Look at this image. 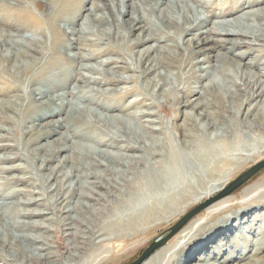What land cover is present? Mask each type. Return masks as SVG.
<instances>
[{
  "label": "bare ground",
  "instance_id": "obj_1",
  "mask_svg": "<svg viewBox=\"0 0 264 264\" xmlns=\"http://www.w3.org/2000/svg\"><path fill=\"white\" fill-rule=\"evenodd\" d=\"M187 1L77 0L83 6L90 4L85 9L75 7V0H0V94L10 98L17 93L13 101L0 102V142L6 140L3 133L12 138L10 129L2 127L3 124L11 122L17 124V128L31 132L37 127L23 124L44 122L49 115L42 113L40 106L52 108L57 104V112L52 111L50 115L63 119L45 123L26 143L31 148L32 164L37 163L39 169L56 162V166L49 167L47 177L35 186L44 199L50 193V200H46L52 208L47 210L51 215L59 213L66 237L62 255L51 252V244L40 234L34 237L25 233L36 228L48 231L47 227L37 224V220H30L33 216L46 215L29 209L37 199H21L18 203L21 206L12 202H8L12 207L0 205V264H101L100 254L88 260L78 256L84 246L92 242L116 243L120 250L129 244L128 247L132 246L127 251L134 252L132 250H137L142 241L171 224L193 205L219 193L245 162L255 164L264 157L263 140L256 144V149H247L246 155L237 154L236 160L229 148L232 146L236 152V144L226 142L228 137H260L264 129V73L254 74L250 70L251 62L242 69L232 59L235 67L231 66L224 56L228 51L252 48L254 42L264 45L263 10L253 9L260 0H236L235 4L243 5L239 10L228 4V0H189L195 8ZM31 6L44 14L37 16ZM214 8L220 12L212 16L221 21L212 22L204 17L202 11ZM79 9L82 11L77 15ZM198 9L202 10V15ZM8 29L15 30L16 35L7 33ZM22 31H28L31 37H20ZM83 40L93 48H74L73 45ZM161 41L169 44L166 47L150 45ZM137 48L141 50L134 53ZM154 52L163 54L160 59H149ZM207 52L214 53L212 65L208 57L196 60L197 56ZM247 55L248 52H243L238 57L242 59ZM108 56L116 59L110 57L98 62L102 70L75 67L78 63H91ZM263 58L260 54L256 62L261 60L263 64ZM220 62L230 66L231 70L219 67ZM199 64L209 65L193 70ZM156 67L183 70L190 77L187 83L190 86L180 90V96L174 95L175 86L167 93L168 90L163 89L164 79L157 76L158 81L153 86L152 82H146L147 94H139L141 98L132 96L134 100L125 104L130 95L140 93L141 90L136 88L138 80L155 72ZM130 72L134 75L123 76ZM216 75L221 77L220 81L215 79ZM129 84L134 85L133 88L114 89ZM104 87L112 89L102 94L98 89ZM158 91L165 97L166 106L153 102ZM83 104L92 105L105 114L86 111ZM35 106H38L39 114ZM139 108L148 111L137 112ZM155 108L162 113L170 111V120H160ZM88 112L91 122L80 117ZM10 114L17 120L9 117ZM76 116H79L78 120L73 119ZM128 120H133L132 123L148 137L137 134ZM78 121L84 122L80 134L90 133L85 137L86 141L105 150L90 151L84 146L70 145L71 139L65 134L49 141L52 134L65 129L69 122ZM218 130L221 135H214L212 142H222L223 148L218 151L202 149L206 142L204 133ZM3 147L0 145V150ZM76 150L78 154H75ZM3 160L13 162L11 158ZM235 163H241V166L233 169ZM68 164L69 170H65ZM0 169L3 173L14 170ZM222 169H229V172L205 193L197 195L195 191L192 194L187 191L188 178L209 176ZM3 191L0 183V199L4 202L18 195L26 197L23 192H12L11 195ZM263 195L264 192L253 198L254 204L241 206L227 205L230 199L226 197L206 208L205 217L214 220L231 212L239 224H246L256 207L264 205V202H256ZM77 213L89 217L79 224L75 219ZM229 220L235 221L230 215L208 225L201 224L198 219L190 222L168 245L158 248L142 264H182L184 260L189 264H206L200 259L206 249L201 240L203 234L217 229L216 240L222 232L220 224ZM194 228L197 230L191 233ZM200 241L203 246L195 248ZM25 242L31 245V250L28 245L24 246ZM59 242L56 244L61 247ZM105 246L106 243L102 245ZM261 248L262 251L264 244ZM210 250L208 248L207 252ZM223 251L221 247L211 254L219 255ZM257 253L261 256L254 261H240L242 264H264V252L260 249L249 252L252 256ZM224 255H227L226 251Z\"/></svg>",
  "mask_w": 264,
  "mask_h": 264
},
{
  "label": "rangeland",
  "instance_id": "obj_2",
  "mask_svg": "<svg viewBox=\"0 0 264 264\" xmlns=\"http://www.w3.org/2000/svg\"><path fill=\"white\" fill-rule=\"evenodd\" d=\"M34 1H38L39 2V0H34ZM254 1H257V0H254ZM187 2H188L189 6H191L192 8H195V6L193 5L192 2H190L189 0ZM227 3L228 4L229 3L232 4V6H236V8L238 10L243 8L242 4H239V3L235 4L236 0H228ZM74 5H75V7L78 5V6L82 7V8L85 7V9H86L90 4L83 6L82 4L77 3V0H75V4ZM31 9L34 12V14H36L37 16L41 17L44 14V13L38 11L37 9L33 8V6H31ZM253 9H262L263 10V14H264V0H260V3L257 6H254ZM81 11H82V9L77 10L76 14L78 15ZM198 11L201 13V15L203 14L202 12H204V14H203L204 17L210 18V21H212V22L221 21V20H219L217 18H214L212 16L213 14L216 15V16L219 14L220 10L218 8L211 9L210 11H202L201 9L200 10L198 9ZM80 23H81V21H80ZM7 33H9L11 35H16V31L13 30V29H8ZM19 35H20V37H31V35H30V33L28 31L27 32L26 31H22ZM132 38H134V36L131 37V39ZM163 41H161V43L152 42V43H150V45H152L154 47H156V46L158 47L159 45L163 46V47H166V45H168L169 42L165 41L163 43ZM111 44L114 45V43H111ZM254 44H255L254 47L249 48V49H245V48H241L239 50L235 49L233 51H228L226 53H225V50H220L219 52L223 53V54L225 53L224 56L227 57L230 60L229 61L227 59V62H229L230 65L234 66V67H235V63H233L231 61L232 59H234L236 61V64H240L242 69L244 68L243 65H245L246 63H250L251 62L252 65H251L250 70L254 74L256 73V75H259L260 72L264 73V63L261 64V62H263L261 60H260V62H256V61H257L258 56L260 54L264 55V45L262 43H259V42H256V43L254 42ZM73 46L76 49L93 48V47H90L89 43L85 42L84 40L78 42V44L73 45ZM98 47L99 46H96L95 48H98ZM139 50H141V48L135 49L134 53L138 52ZM173 51L176 52V50H174V49H173ZM243 52H246V53L248 52V55L245 56V57H242V59H240V57H238V56L241 55ZM68 54H70V53H68ZM162 54L163 53H160V52H154V53L149 55V59H152V57L154 58L152 60H155V58H156V60L160 59ZM213 55H214L213 52L212 53H208L207 52L205 55L197 56L196 60H201L204 57H208L209 58L208 59L209 60V64L212 65V63H211L212 59L211 58H212ZM110 57H112L113 59H116L115 56H108L106 58H102V59H99V60L91 62V63H78V64H76L75 67L76 68H81V67L89 66V67H93L95 69H99L100 70L101 68L98 65V62H100L101 60L109 59ZM263 60H264V58H263ZM209 64H199L193 70H196L197 68H205ZM218 66L221 67V68L222 67L223 68L227 67V69L231 70V67L228 66L227 64H225L224 62L218 63ZM106 70H109V69H106ZM182 71L181 70L180 71L179 70H174V69L162 70V69L156 67L155 72L151 73L150 75L144 76V78H142L141 80H138V84H137L136 88L141 90L140 93H138L137 95L136 94L130 95L127 98V100L125 101V104H127V102H129L130 99L132 100V98L134 96H135L134 98H136V97L141 98V96L139 94H142V93L147 94L145 92V87H144L146 82H152V86H153V84H155L158 81L157 76H159V77L164 79V84L165 85H164L163 89L164 90H168L167 93L170 90H172V88L175 86L176 87V91H175L174 95H179L180 96L181 95L180 90H185L186 87L190 86V84L187 85V83L190 81V80H188L190 77H188L186 72H182ZM133 75L134 74H132L130 72V73H127L126 75H123V76L124 77H128V76H133ZM135 76H137V74H135ZM145 77H146V79H145ZM215 79L217 81H220L221 77L219 75H216ZM160 83L161 82L159 81V84ZM204 83H206V81H204L203 84ZM192 85H194V84H192ZM133 86L134 85H132V84L122 85V86L120 85V86L114 87V89L119 91V90H121L122 87L129 89V88H133ZM171 86H173V87H171ZM198 87H199V85H198ZM102 89H105V90L103 91ZM102 89H98V90L102 91V94H106L108 92V90H110L112 88L111 87H107V88L104 87ZM94 90H96V89L94 88ZM43 91L46 92V89L43 90ZM61 93L62 92H59V94H61ZM49 95H50V93L47 94L48 98L50 97ZM51 95H53V94H51ZM16 96H17V93H14L10 98H9V96H4L3 94H0V102L1 101H3V102H11V101L14 100V98ZM107 97H109V95H107ZM134 98H133V100H134ZM149 99L151 100V98H149ZM153 102H156L158 104H163L162 106H166V99H165V97H162L161 91L160 92L158 91L157 98H156V100H153ZM147 103H149V102H147ZM40 107L42 108L41 112L46 114V115H49V117L46 120H44V122L33 121L32 124H27V123L25 124L24 123L23 125L26 126V127H32L33 125H35L37 127V128H33L31 132H29V130H27L25 128H19V127L17 128V124H13L11 122L2 125V127H4L5 129H10L11 134H12V138L10 137V135H6L5 133L2 134V136H5L6 140H4V142H0V145L4 146L3 149L0 150V159H1L0 168H4V169L14 168V170H10L7 173H3L2 169H0V183H2V185L4 187L3 193L11 194L12 192H17V193L18 192H23V193H25L26 197H23V195H18V196H14L13 200H9V201H6V202H4V201H2L0 199V205L4 204V206L12 207L13 205L12 204H8V202H12L13 204H15V203L18 204L19 202H21L24 199H28V198L29 199H37L38 200L37 203L35 205H33V206H30L29 209L30 210H35L36 212L42 211L46 215L45 216L37 215L36 216L37 218H34V216H33V218H31L30 220L31 221L32 220L33 221L37 220V222H38L37 224H39V225L41 224L43 227L44 226L47 227L46 229L48 231L47 232H43L44 229L36 228V229H33V231H26L25 233L27 235L34 236V237H38L39 234H40L41 237L46 238V240L51 244V246H50L51 247V252L60 253V254L64 255V253H63L64 250L63 249L66 246V244L64 243L66 237H65V233H64V227L62 226L63 225L62 219L59 217L60 216L59 213H57V212L54 213L53 212L52 213L53 215H51L50 211L47 210V209H51L52 208L48 204L49 202H47V200H50V196H51L50 193L48 195L45 194L46 195L45 198L47 199L46 200V199H44L41 196L42 194L39 196L40 190H38V187L35 186L36 184H40L41 180H43L44 178L47 177L49 167H51V166L53 167L56 164V162H51V164L49 166H45V168H40L39 169V166H38L37 163L34 164V165L32 164L31 148L28 147V144L26 143L28 140H30V138H32V137L34 138L35 137L34 135H36L38 133L36 131V129L41 128L42 125H44L45 123H47L49 121H55L56 119L62 120L63 118L58 117V115L57 116L56 115H50V112H52V111L54 113L57 112L58 106H57L56 103H55V106H53L52 108H48L47 105H42ZM82 107L84 108V110L94 112V113H96L98 115L99 114L101 115V113H102L99 109H96L92 105L83 104ZM35 109L37 110V112L39 114L40 111L38 109V106H35ZM155 109H154V111L157 113V117L160 120L162 119L164 122H167V121L170 120V118L172 116L170 111H168L166 113H162L159 109H156V110ZM136 111L137 112L138 111L139 112H141V111H146L147 112L148 110H145L144 108H141V109L139 108L138 110L136 109ZM130 112H132V110H130ZM102 114H105V113L103 112ZM8 116L12 117L15 121L17 120V118H15V116L12 115V114H10ZM80 117H81V119L84 118L87 122H91V120H92L90 118L89 112L87 114H84V116H80ZM122 118L125 119L124 117H122ZM73 119L78 120L79 116H76ZM152 119H154V118H152ZM132 121L133 120H128V122H129V124L131 126L134 125L133 127H134V130L136 131V133L141 135V136H143V137H145V138H147L148 135L145 134L146 132L144 133L140 129V127L138 125L132 123ZM178 124H180L179 120H178ZM93 127H95V125ZM83 128H84V122H81V121L74 122V123H70L69 122V125H67V127L65 129H62L60 131L56 130L57 134L56 133L52 134L54 136L52 138H50L49 141H51L53 139L56 140V139L59 138V136L61 134H65V135H67L69 140L71 139L70 140L71 143H68L70 145L71 144L73 145V143H74V144H76V146H78V147L79 146H84V147L87 148L85 150H90V151H92V149L95 150V151H99L101 149L105 150L104 148H100V147H98V146L86 141L85 137L88 136L90 133L84 131V132H82L80 134V132H81V130ZM43 129H45V127H43ZM44 131H46V130H44ZM53 131H55V130H53ZM99 131L102 132V129H99ZM24 132L29 133V134H23ZM14 133H15V135H14ZM73 133H75V134H73ZM214 135L220 136L221 133H220L219 130L218 131H214V132L213 131H209L207 133H204L203 139H205L206 142L205 141L203 142L202 139H201V141L203 142L202 149L208 150V151H214V150L218 151V149L221 150L223 148L224 145H223L222 142H220V141L218 143L217 142H212ZM174 137L175 136H173V138ZM10 138L13 139V140H11ZM238 138L228 137L226 139V142L229 145L232 142L236 144L235 148H234V149H236V152H233V150H232L233 148H231L232 146L229 147L230 148V152L234 154V156L232 157L233 160H236V158L239 157L237 154H240V155H243V156L246 155L248 153L246 151L247 149H256V144L258 142L260 143L262 140L264 141V129H263V133H262V135L260 137H256L255 135H251V137L250 136H244L242 138L241 137H238ZM258 139H261V140L258 141ZM201 141L199 142V144L201 143ZM236 142L239 144V146H238V144ZM74 152H75V154L79 153L78 150H76ZM110 152L112 154H115V151L111 150ZM135 155H139V154L135 153ZM61 156L62 155H59V157H61ZM2 158L3 159L11 158V159H13V162L5 161V160L2 161ZM263 159H264V157L259 159L257 162H259V161H261ZM245 163H246L245 166H242V168L240 167L239 171L235 175H233L232 177L230 176L231 178H229V180L226 183L225 187L229 183H231L233 180H235L238 176H240L242 173H244L249 168H251L253 166V164H254V163H250V162H245ZM240 164H238V163L236 164L235 163L233 169L238 167ZM69 167H70V164L66 165V167H65L66 169L65 170H69ZM137 168H138L139 171L142 170L140 166H138ZM116 170H118V169L116 168ZM70 171H71V169H70ZM228 172H229V169H222L221 171L212 173L209 176L208 175H202L200 178L190 177V178H188L189 180H188V184H187L188 185L187 191L189 193H191V194L194 193V191H195L197 195H201V194L205 193L208 189L212 188L217 183H219L220 180H222L223 176H225ZM263 192H264V169L262 171H260L259 173H257L255 176H253L249 181H247L243 186H241L236 191H234L231 195H229L228 197H229L230 201H229V203L227 205H230V206H232V205L233 206H236V205L237 206H241V205H245V204H254L255 202H253L254 201L253 198H256L257 195H259L260 193H263ZM33 193H35V194H33ZM194 197L195 196H193V198ZM259 198H258V200H256V202H264V195L262 197H259ZM18 205H20V204H18ZM198 205H200V204L193 205L184 214H182L181 216H178V218L174 219L171 222V224L165 225L163 228L159 229L156 233H154L150 238L142 241L141 245H138V247H136L137 250H132L134 252H130L129 253V251H127L128 248L130 246H132V245H130L128 247V245H129L128 244V245L125 246V248H122L120 250V248L117 247L116 243L109 244V243H107L108 241H106V242H102V244H100V243L99 244H95L93 242H92L91 245L87 244L86 246H84V249L82 250V252H80L78 254V256H79V258H82L84 260H88L91 256H94L96 254L97 255L100 254L101 255L100 258L101 259L103 258V261H102L101 264H130L133 261H135L136 259H138L139 256L144 252V250L147 247H149L150 244L153 241H155V240L159 241V240L163 239L167 235L166 233L171 227H173L184 215H186L189 211H191L193 208H195ZM256 208L257 209L253 213L250 221L248 223H246V224H239V222L236 220L237 217L234 216L231 212L229 214L220 215V216L216 217L214 220H211V219H209L210 218L209 216L206 215V217H205V211L203 210L200 213H198L196 216H194L179 232H181L190 222L192 223L193 221H195L197 219L200 221L201 224H203V225L207 224L208 225V224H212L215 221H221L223 219V217L232 215V219L235 220L236 222L235 221H231V220H229L226 223L222 222L220 224V227H219L220 231H222V232H220V234H218V236L216 237V240H215V235L218 232L217 229L207 230V232H205L203 234L201 240H202V243H204L206 249H204L203 252L201 253L200 259L202 261H204L203 263H206V264H217V263H219L221 261H224L225 264H242L243 262L240 261V259H244V261H254V260L257 259V257L261 256V253H257L255 256L254 255L252 256V255L249 254L250 251L251 252L253 251V253H254V252H256L257 249H260V252H262V253L264 252V249L261 251V249H262L261 248V244H264V226H263V222H264V205H262L261 207L258 206ZM76 216H75V219L79 222V224H81L83 222V219H87V217H89L88 214L84 215L83 213L82 214L77 213ZM83 216H85L86 218L83 217ZM48 218H49V220H46ZM20 221H22V220H20ZM196 230L197 229L194 228L191 231V233H194ZM226 230H227V232H226ZM208 231H210V232H208ZM38 232H40V233H38ZM178 233H176L172 238H170L165 243V245H168L170 241H172L175 237H177ZM208 238H209V240H208ZM59 240H60L59 243H61V245H62L61 247H58V245L56 244L57 241H59ZM105 243H106V246L103 248L102 245H105ZM202 243L200 241V243L195 245V248H198V249L201 248L203 246ZM213 243H215V244H213ZM24 244H25L24 246L28 245L29 250L32 249L31 247H29L31 245L28 242H25ZM164 246H162V247H164ZM221 247L224 250L223 252L226 251L227 255L223 256V252H221L219 255L217 254V255H213L212 256L211 253L213 251H218L219 249H221ZM24 248H26V247H24ZM195 248H194V250H196ZM208 248H211L210 252L209 251L207 252ZM125 252H127V254L125 256H123V254H125ZM182 264H189V262H186V260H184V262H182ZM198 264H202V263L198 262Z\"/></svg>",
  "mask_w": 264,
  "mask_h": 264
},
{
  "label": "water",
  "instance_id": "obj_3",
  "mask_svg": "<svg viewBox=\"0 0 264 264\" xmlns=\"http://www.w3.org/2000/svg\"><path fill=\"white\" fill-rule=\"evenodd\" d=\"M264 169V159L255 163L251 168L238 176L235 180L229 183L225 188H223L219 193L210 199L204 201L200 205L193 208L186 215H184L173 227L167 231V235L161 240L153 241L149 247H147L144 252L139 256L138 259L130 264H142L145 262L158 248L165 245V243L172 238L176 233H178L194 216H196L201 211L205 210L212 204L228 197L238 188L243 186L247 181H249L253 176Z\"/></svg>",
  "mask_w": 264,
  "mask_h": 264
}]
</instances>
